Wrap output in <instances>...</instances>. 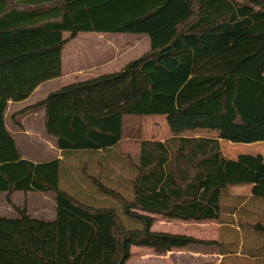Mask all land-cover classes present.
<instances>
[{"label": "trees", "instance_id": "obj_1", "mask_svg": "<svg viewBox=\"0 0 264 264\" xmlns=\"http://www.w3.org/2000/svg\"><path fill=\"white\" fill-rule=\"evenodd\" d=\"M80 32L147 34L150 48L32 104L61 154L24 158L6 125L9 102L60 77ZM148 115H166L172 136L144 139ZM205 129L216 135H185ZM221 139L264 142V0H0V193L17 212L0 215V264H126L133 246L251 255L247 241L152 229L153 214L220 219ZM33 191L55 194L54 219L11 199ZM250 226L264 252V223Z\"/></svg>", "mask_w": 264, "mask_h": 264}, {"label": "rangeland", "instance_id": "obj_2", "mask_svg": "<svg viewBox=\"0 0 264 264\" xmlns=\"http://www.w3.org/2000/svg\"><path fill=\"white\" fill-rule=\"evenodd\" d=\"M65 36L69 37V33H66ZM149 48L150 40L147 34L80 32L76 37L71 38L63 49V75L49 80L43 87L34 92L26 102L22 104L19 102H12L14 104L9 103L10 106L8 105L9 109L6 111L8 128L12 132H14V127L21 129L22 132H28L27 136L13 133L21 154L32 160H46L51 158L54 154L52 150L50 152H44L45 149L47 151L51 149L48 148L50 146L49 143H51V138L46 134L44 128V108H29L33 103L45 98L49 92L72 82L86 80V78L91 75L98 73L119 71L129 60L141 56L147 52ZM74 70H78V72L74 73ZM23 109H26V112L17 117V123L12 114ZM160 116L162 115H148L142 118L144 139L163 138L165 140L171 137V135L168 134V128L166 127L164 118ZM202 134L216 135L215 132L211 131L202 132ZM31 137L41 140L32 142ZM42 139H46L48 143L44 142V140L42 141ZM220 146L226 167L225 172H227L224 173L223 192L225 194H235L234 192L240 191L238 190L239 187H243L242 189L247 192L243 191V195L249 196L250 192L247 191L250 190L249 183L255 182L257 178L261 179V175L264 173V142L233 143L228 140H220ZM128 148L133 150L130 146ZM245 156L248 158H246L243 163L242 157ZM231 159L239 163H228L232 161ZM62 186L65 187L64 184H62ZM234 198L235 197H229L226 202L230 203L234 208L238 205H245L242 209L247 208V210H240V213L245 216L252 213V210H250L251 206H263L264 204V202L257 201L253 198L241 200H235ZM11 199L13 203L20 207L26 205L29 213L33 217H42L48 220H52L55 217L56 201L53 192L33 191L28 194L15 192ZM225 205L227 206L226 203ZM258 208L260 209L261 207ZM259 212H262V215H260L264 216V209ZM0 215L10 217L17 216V212L13 205L7 201L5 193H0ZM257 217L255 219L253 218L254 220L251 218V220L255 222ZM249 220L250 219H247V221L242 223V226L251 227L250 225L253 224V222ZM158 227H153L152 225L153 230H159ZM244 228L246 232H251V228ZM171 229L176 230L179 228L173 226ZM209 230L212 229L208 228V231ZM189 231L195 232L193 229H189ZM171 232L183 233L186 231L179 230ZM233 238L234 239H232L230 243H234V245H230V247H241L242 241H247L251 247L253 246L252 241L249 242L253 236L248 237L247 233L244 234L243 240L241 239L242 241L237 236ZM226 247L228 248V246ZM241 248L245 251L243 247ZM242 250L240 251L243 252ZM219 252V245L216 244H195L186 249H174L164 254H159L152 248L133 246L131 249V257L126 264H212V259H220ZM206 255L210 257L207 258ZM228 261L229 263L236 262L235 264H254L253 260L241 257L238 260L230 259Z\"/></svg>", "mask_w": 264, "mask_h": 264}, {"label": "crops", "instance_id": "obj_3", "mask_svg": "<svg viewBox=\"0 0 264 264\" xmlns=\"http://www.w3.org/2000/svg\"><path fill=\"white\" fill-rule=\"evenodd\" d=\"M100 65H103V64H100ZM100 65H98V66H100ZM73 72L74 73L78 72V70H74ZM111 72H115V71H111ZM111 72H106V73H111ZM100 74H104V72L91 75L88 78H91V77H94V76H97V75H100ZM62 75H63V72H62ZM71 77H73V76H71ZM88 78H86V79H88ZM47 82H49V81H46L43 84H41L40 86H38L37 89L34 92H36L39 88L43 87ZM31 95L27 99L19 101V103L22 104V103L26 102L27 100L30 99ZM9 103L11 104L12 101H10ZM12 104H14V103H12ZM9 106H8L7 109H9ZM160 117L164 118L166 127L168 128L167 129L168 130V134H170L172 136V132L170 131L169 126L167 125L168 124L167 123V116L166 115H162ZM6 125H7V121H6ZM7 128H8V126H7ZM8 130L11 132L12 135H13V133L14 134L16 133V135L24 134L25 136H27V133H28V132H22L21 129H17L16 127H14V129H13L14 132H12L9 128H8ZM207 131L208 130H206V129L205 130L188 131V132L185 133V135L186 136H189V135L190 136H201V135H203L202 132H207ZM211 132H213V131H211ZM49 138H51V137H49ZM31 140H32V142H36L37 140H41V139H33L32 138ZM43 140H44V142L48 143L46 139H42V141ZM149 140H164V139L163 138H159V139H149ZM222 140H224V139H221V141ZM50 142L51 143H49L50 146L48 148H51V149L49 151H47L45 149L44 152H50L52 150V153H54V154H53V156L51 158H48L46 160H51V159L57 158L61 154L60 150L58 149V147L56 145V141L51 138ZM43 147H45V146H43ZM24 158H27V157H24ZM28 159L32 160L31 158H28ZM46 160H36L35 159L33 161H46ZM231 160L232 161H230L228 163H233V164L234 163H239V162H236L234 159H231ZM221 166H222V168H221V182H222V190H221V192H222L223 197L225 198V203L227 204V206L225 205L223 207V211H222L220 219H218V220L217 219H213V220L188 221V220L167 218V217H164L162 215L156 216V215H159V214H153L154 217H155V220H154V223H153V227H158L159 226L158 227L159 230H156V231H165V232H170V233H176V232H171V231H179V230L183 231V230H185L186 232H183V233H180V234L190 235V236H193V237H195L197 239L206 240V241H219L220 240L223 243L224 242L225 243H230L232 241V239H234L233 237H235V236L239 237L240 240L241 239L243 240L244 234L247 233L248 237L253 236V238L249 240V242L252 241V245H253V248H254V251H253V253L251 255L247 254V253H244V252H241L240 250H238V252H236V253L229 252L228 254H225V255L221 254L219 252L220 259H218V260H216V258L212 259L211 263L212 264H235L236 262H234V263L230 262L229 263L228 260H230V259L238 260L241 257V258H249L250 260H253L254 264H264V252L260 251V249H261V241H260V239H261V236H262L261 232L255 231L253 228H251V232H249V231L246 232L245 228L242 226V223L247 221V219H250L249 221L253 222L254 224L255 223H259V222L264 223V216H261L262 212H259V211L264 209L263 208L264 204H263V206H254V207L251 206L250 210H252V213H250V214L245 216L242 213H240V210L245 205H238V206H236L234 208L232 205H230V203L226 202V201H228L229 197H235L234 198L235 200L253 198V199L257 200V201L264 202V198H263L264 197V173H262L261 179L257 178V179H255V182L249 183L250 190H247L248 192H250L249 196L248 195H243V191H245V190L242 189L243 187H239L238 190H240V191L234 192L235 194H225L223 192L224 191V188H223V178L224 177H223V175H224V173H227V172H225V168L226 167H225V163L223 161L222 153H221ZM258 207H261V208L259 209ZM242 210H247V208L246 209H242ZM256 217H257V219L254 222L253 220ZM251 218L252 219L254 218V219L251 220ZM161 226H163V227H161ZM173 226L178 227L179 229L172 230L171 228ZM208 228H211L212 230L208 231ZM189 229H193L196 233L193 232V231H189ZM177 233H179V232H177ZM191 246H193V245H190V246H187V247H184V248H175V249L182 250V249L189 248ZM173 250H171V251H173ZM171 251H169V252H171ZM230 253H233V254H230ZM206 257L209 258L210 256L206 255ZM228 257H232V258H228Z\"/></svg>", "mask_w": 264, "mask_h": 264}]
</instances>
